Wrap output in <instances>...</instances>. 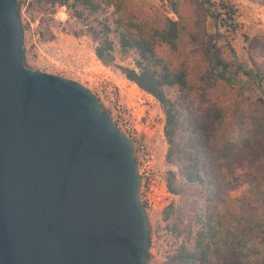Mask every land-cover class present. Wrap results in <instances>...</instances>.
Returning a JSON list of instances; mask_svg holds the SVG:
<instances>
[{
	"label": "water",
	"instance_id": "95a60500",
	"mask_svg": "<svg viewBox=\"0 0 264 264\" xmlns=\"http://www.w3.org/2000/svg\"><path fill=\"white\" fill-rule=\"evenodd\" d=\"M0 0V264H147L135 148L96 93L25 65Z\"/></svg>",
	"mask_w": 264,
	"mask_h": 264
},
{
	"label": "rangeland",
	"instance_id": "374dc122",
	"mask_svg": "<svg viewBox=\"0 0 264 264\" xmlns=\"http://www.w3.org/2000/svg\"><path fill=\"white\" fill-rule=\"evenodd\" d=\"M96 12L82 6L74 9L51 6L45 0H20L21 23L24 28L23 47L25 65L31 69L72 79L90 88L100 97L102 108L113 111L121 106L133 114V121L144 133L155 172L150 176L146 194V212L151 231L147 264H172L168 256L180 245L192 247L197 230L196 219L206 209L198 185L187 184L179 177L182 167L179 158L168 162L170 147L179 143V136L166 137L165 118L159 104L137 85L128 81L119 66L133 68L138 54L132 50L121 52L118 18L109 0H95ZM235 14L236 27L227 34L209 15L203 0H134L137 8L155 13L159 20L179 21L185 27L184 42L202 64L204 86L212 98L221 100L231 113L238 115L247 133H264V82L258 83L245 76L240 68L264 74V5L255 0H227ZM76 11L80 14H76ZM110 28L116 60L104 65L95 54L97 43L90 28ZM163 56L178 63L169 50ZM176 58V59H173ZM93 77L95 82L90 81ZM106 86H120L115 98L98 94L96 81ZM174 98L185 101L178 90ZM257 160L251 158V165ZM257 164V163H256ZM178 173L177 195L167 190V172ZM233 198L241 197L249 184L245 173H238ZM171 212L168 219H164Z\"/></svg>",
	"mask_w": 264,
	"mask_h": 264
},
{
	"label": "trees",
	"instance_id": "16d2710c",
	"mask_svg": "<svg viewBox=\"0 0 264 264\" xmlns=\"http://www.w3.org/2000/svg\"><path fill=\"white\" fill-rule=\"evenodd\" d=\"M51 6L74 9L82 6L96 12L95 0H45ZM264 5V0H255ZM118 13L120 48L123 54L135 50L138 54L133 68L119 66L126 79L159 104L165 118L164 131L179 143L170 147L168 162L179 158V177L185 183L198 185L206 209L197 216V230L192 247L180 245L168 256L172 264H264V133L248 134L241 118L231 113L219 99L212 98L204 86L202 64L184 42L185 27L171 19L161 21L155 13L137 8L134 0H109ZM18 0V22L24 28ZM76 14L80 15L77 11ZM98 44L96 57L104 65L116 60L110 28H90ZM167 49L178 63L163 56ZM176 59V58H173ZM242 73L258 83L264 74L240 68ZM172 90L182 97L174 98ZM255 157L257 164L251 165ZM245 173L249 188L241 197L231 192L239 183L238 173ZM167 190L179 193L178 173L167 172ZM167 212L164 219H168ZM151 246V231L149 247ZM148 253V258H149Z\"/></svg>",
	"mask_w": 264,
	"mask_h": 264
},
{
	"label": "built area",
	"instance_id": "2783aa9c",
	"mask_svg": "<svg viewBox=\"0 0 264 264\" xmlns=\"http://www.w3.org/2000/svg\"><path fill=\"white\" fill-rule=\"evenodd\" d=\"M203 2L209 15L217 22L218 27L227 34H231L236 27V19L232 6H230L227 0H203ZM89 80L95 82L93 77H90ZM96 85L99 90L98 94L103 93L111 98V100H113L117 92L121 90L120 86H106L103 80L96 81ZM98 99H100L99 96ZM110 113L116 127L122 130L134 145L138 172L142 178L140 197L146 210V203L144 201L147 199L148 181L155 170L153 169V160L148 152L147 144L144 139V133L137 128L134 123L133 114L131 112H126L120 105L114 107V110Z\"/></svg>",
	"mask_w": 264,
	"mask_h": 264
}]
</instances>
